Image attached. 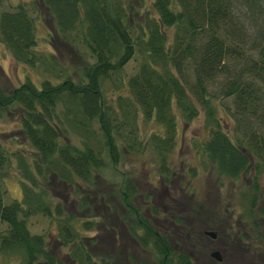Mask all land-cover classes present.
I'll return each mask as SVG.
<instances>
[{"label": "trees", "instance_id": "obj_1", "mask_svg": "<svg viewBox=\"0 0 264 264\" xmlns=\"http://www.w3.org/2000/svg\"><path fill=\"white\" fill-rule=\"evenodd\" d=\"M2 1L0 43L14 61L43 74L38 82L23 76L9 84L0 68V116L14 111L16 124L0 129V252L20 253L22 264H116V245L107 248L102 233L81 234L79 227L92 228L94 207L104 216L101 206L119 202L124 211L113 220L136 248L148 249L153 264H189L184 251L173 249L131 205L137 188L129 178L104 183L98 170L116 163L121 148L149 144L162 159L176 116L187 121L197 107L211 125L196 148L218 173L235 177L249 160L255 170L264 167V0ZM37 2L55 39L74 47L73 69L51 49L36 48ZM132 56L134 70L125 75L122 66ZM223 96L231 97V134L211 115V97ZM137 115L160 124L161 132L142 138ZM11 168L19 197L3 201ZM74 192L76 215L54 197ZM31 214L53 222L54 242L66 246L62 255L27 228Z\"/></svg>", "mask_w": 264, "mask_h": 264}, {"label": "rangeland", "instance_id": "obj_2", "mask_svg": "<svg viewBox=\"0 0 264 264\" xmlns=\"http://www.w3.org/2000/svg\"><path fill=\"white\" fill-rule=\"evenodd\" d=\"M24 0H3V4L16 3ZM26 1V0H25ZM40 6H38V5ZM36 8L32 12L34 16V34L36 39V48L38 50L51 49L54 51L55 58L74 68L75 57L72 56L74 47L59 42L55 39L52 26L45 18V10L42 4L37 2ZM40 12L41 15L38 13ZM59 36V35H58ZM51 41L52 43H48ZM136 57H130L122 66L125 75L132 72L135 67ZM0 68L8 77L9 84L17 83L23 76H28L35 82H38L43 72L40 67L16 62L9 55L3 45L0 43ZM210 91H215V83L207 85ZM211 115L217 118L219 126L224 128L229 134L234 129L233 118L230 115L231 97L223 96L216 99L211 97ZM197 113L189 120L182 121L176 116V130L173 137V143L162 159L156 150L146 144L136 149L121 148L116 163L108 162L106 166L98 170L103 182L109 180H118L124 175L128 177L131 183L137 188V192L131 197L130 203L133 207H137L139 213L145 216L147 220L154 224L161 223L168 225V222L188 221L194 234H197L198 228L206 226L208 230L216 231L218 235L226 226L228 220L233 222L234 229L238 230L243 237L241 242L236 238L223 237L222 264H260L264 258V235L261 238L255 236L256 223L264 225V220L260 216L264 215V167L258 170L250 167L251 161H248V167L235 177H229L225 174L218 173L214 166L207 160L204 153L196 148V144L206 138L208 129L211 125L210 115L201 107H197ZM137 131L140 136L145 138L151 132H161V125L153 121H143L140 115L136 118ZM14 111L0 116V129L9 130L14 127ZM160 160L164 162L163 169L160 168ZM166 175L164 177L163 175ZM158 175V176H157ZM17 172L14 168L5 175L4 183L6 192L3 201L19 197V185L17 180ZM162 178L167 186L155 184L152 199L147 195L145 198L144 189L149 186V181ZM256 185V186H254ZM109 188L111 184L109 182ZM108 189V186H107ZM257 190H262L261 196ZM165 191V192H164ZM65 196V197H64ZM55 198L62 201L65 208L73 210L76 215L79 213L76 204L77 193L59 194ZM149 199V201H148ZM153 204L148 210H157L153 212L157 218L155 221L148 219L146 207ZM99 207H94L92 213L95 217L91 229L82 230L81 234L99 235L100 242H105L107 248L113 243L120 251L119 256L115 259L116 264H130L129 261L152 263L155 262L154 256L149 254L148 249L136 248L134 240L125 237L120 232L119 225L113 220V216L124 211L123 206L116 202V207L111 204L101 206V211L106 217L99 215L97 212ZM163 209L165 214H161ZM151 211V212H152ZM111 221L110 223V216ZM94 216V215H92ZM102 221V223L100 222ZM187 223V222H186ZM108 224L116 226V232L110 238L106 228ZM26 225L30 231L41 232L43 237L53 246L57 255H62L66 251V246L59 245L53 240L55 226L52 221L42 214H31L26 217ZM171 227V225H169ZM162 227V226H161ZM177 228V227H176ZM172 228L171 234L168 235L173 243L176 251H184L189 244L185 239L183 229ZM221 238V234L219 235ZM203 237V236H202ZM236 239V240H235ZM198 242H208V239L200 238ZM103 244V243H102ZM192 251L197 256L196 264H220L212 261L204 256L205 248L200 244H193ZM136 252L131 254V249ZM173 248V249H174ZM127 250L128 258L124 257V251ZM124 255V256H123ZM210 260V261H209ZM0 264H22V256L18 252H0ZM68 264V261L65 262Z\"/></svg>", "mask_w": 264, "mask_h": 264}, {"label": "flooded vegetation", "instance_id": "obj_3", "mask_svg": "<svg viewBox=\"0 0 264 264\" xmlns=\"http://www.w3.org/2000/svg\"><path fill=\"white\" fill-rule=\"evenodd\" d=\"M163 176L166 177L165 174ZM162 178L159 177L158 179H154V182L149 181V186L145 190L149 193L148 195L151 197V199H152V195L154 193L153 189L155 188V184H157L158 186H162L163 189L165 188V186H167V183H165ZM261 191L262 190H257V192H259L260 196H261V193H260ZM262 197L264 199V194L262 195ZM147 206L148 207L145 208L147 211L146 216H148V219H150L153 222L157 218V216L155 214L157 212V210H153V211L151 210L152 211L151 212L150 210H148V208H150V205H147ZM153 212H155V213H153ZM160 213L165 214V211L163 209H161ZM109 216H110V223L112 224L111 214H109ZM260 218H261V220H264V215H261ZM111 224H108V235L110 238L113 236V234H115L116 229H117L116 226L114 227ZM152 225L154 226V228L156 230H158L159 232H161L163 234V236L165 237V239L171 245L172 248H174L173 244H176V243H174V241L172 243V241H170L171 239L168 238V235L171 234V232L173 231L172 228L177 227L176 229H181V228L183 229V231L186 234V236H185L186 242L189 244V249H188V247H186V249L184 248V253L187 255V259H188L189 264H196V261H197V256L193 253L194 251H192V247H191V246H193V244L197 243V244H200L202 247L205 248L204 256L207 258V260L211 259L214 262L222 264V262H223L222 257H221V255H222L221 253L223 250V246H222L223 239L222 238L225 236L229 237V239L236 238L239 242H241V240L243 239V237L240 235L239 231L234 229L233 222L231 220H228L226 226L221 231V233H220L222 235L221 238L219 236L220 234L218 235V233L215 230L214 231L208 230L206 226H202L201 228H198L197 229L198 233L194 234L193 230L195 228L192 229L190 227V223L186 220L178 221V222L174 220L173 223L168 222L167 226L164 224H161V223L154 224V222L152 223ZM169 225H171V227ZM118 227H119L121 233H126L125 227L122 223H120V225ZM260 235H264V225L262 223L261 227H260L259 224L256 223V230H254V234L252 237L257 236L258 238L259 237L261 238ZM202 236L204 238L208 239V242H205V243L202 241L198 242L197 240H199L200 238L203 239ZM262 244H264V241L262 242ZM260 264H264V258L261 259Z\"/></svg>", "mask_w": 264, "mask_h": 264}]
</instances>
